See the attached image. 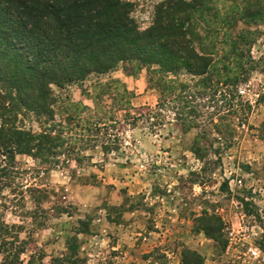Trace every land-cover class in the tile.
<instances>
[{
	"label": "rangeland",
	"instance_id": "1",
	"mask_svg": "<svg viewBox=\"0 0 264 264\" xmlns=\"http://www.w3.org/2000/svg\"><path fill=\"white\" fill-rule=\"evenodd\" d=\"M124 1L144 30L165 0ZM224 3L210 5L221 16L196 29L199 50L219 52V73L195 87L199 78L178 75L191 87L178 100L167 95L159 107L148 70L130 75L123 66L56 88L106 124L82 136L70 131L72 144L84 137L89 146L59 164L17 156L0 190V264H264V14L248 18L264 0ZM139 109L154 118L134 122ZM26 126L37 129L33 117ZM206 215L222 219L216 238L200 229ZM77 244L78 258L68 252Z\"/></svg>",
	"mask_w": 264,
	"mask_h": 264
},
{
	"label": "trees",
	"instance_id": "2",
	"mask_svg": "<svg viewBox=\"0 0 264 264\" xmlns=\"http://www.w3.org/2000/svg\"><path fill=\"white\" fill-rule=\"evenodd\" d=\"M215 1H162L156 7L153 24L142 30L132 16V3L124 0H0V190L8 186L19 164L18 155L59 164L61 155L73 154L81 143L89 146L88 139L79 136L72 144V136H67L70 131L82 136L104 129L102 117L92 121L88 106L68 96L60 99L56 88L92 75H106L119 66L130 75L146 69L148 83L161 90L158 106L162 107L167 95L176 101L178 91L191 89L178 75L199 78L195 87L209 77L211 80L214 72L219 73L217 49L208 45V50L206 46L199 50L196 45L200 38L198 20L210 23L212 16H221L220 11L212 13L210 5ZM221 1L227 6L228 0ZM263 11L259 9L248 18L254 22ZM230 12L226 11V18ZM224 79L228 85L236 82V78ZM185 98L187 109L190 100ZM126 105L133 106L130 101ZM228 105L232 106L230 102ZM192 112V108L186 111V118H193ZM145 114L139 109L133 121L154 118ZM32 117L37 129L26 126ZM188 120V124L193 122ZM113 146L118 145H105L104 149ZM222 225L220 217L206 215L200 229L216 238L222 234ZM79 248L77 244L68 252L78 258ZM184 263L200 264L186 258Z\"/></svg>",
	"mask_w": 264,
	"mask_h": 264
},
{
	"label": "built area",
	"instance_id": "3",
	"mask_svg": "<svg viewBox=\"0 0 264 264\" xmlns=\"http://www.w3.org/2000/svg\"><path fill=\"white\" fill-rule=\"evenodd\" d=\"M239 92H240L241 94H246V92H247V87H246V86H241V87L239 88ZM231 235H234V232H231ZM250 252H251V254H252L254 257H258V256H259L258 250H257L256 248L251 247V248H250Z\"/></svg>",
	"mask_w": 264,
	"mask_h": 264
}]
</instances>
